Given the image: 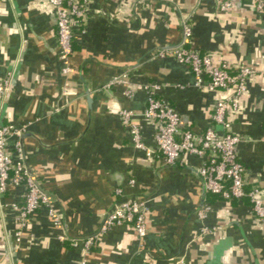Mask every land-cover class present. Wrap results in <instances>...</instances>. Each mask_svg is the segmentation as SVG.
<instances>
[{
	"label": "crops",
	"instance_id": "0c3cea01",
	"mask_svg": "<svg viewBox=\"0 0 264 264\" xmlns=\"http://www.w3.org/2000/svg\"><path fill=\"white\" fill-rule=\"evenodd\" d=\"M85 1L84 19L73 31L70 70L64 73L52 5L0 0V80H10L0 102V125L30 123L20 139L24 162L49 195L65 237L58 241L60 231L40 209L16 243V212L9 205L21 201L23 190L11 186L0 195V264H264V224L249 202L213 195L206 201L197 174L201 159L184 155L167 165L156 152L155 129L143 116L147 89L156 86L154 94L178 113L181 128L200 134L212 124L214 104L224 93L194 87L186 66L158 56L181 43L182 25L189 24L190 45L200 54L219 55L232 74L240 67L257 71L228 119L239 138L247 188L259 187L264 199L259 0H233L228 13L217 11L219 0ZM120 76L127 84L105 87ZM120 110L132 112L150 154L133 146ZM7 150L14 155L13 141ZM125 199L146 203V235L118 226L86 250L84 241ZM202 202L211 210L199 220ZM203 226L210 232L200 235Z\"/></svg>",
	"mask_w": 264,
	"mask_h": 264
},
{
	"label": "built area",
	"instance_id": "2783aa9c",
	"mask_svg": "<svg viewBox=\"0 0 264 264\" xmlns=\"http://www.w3.org/2000/svg\"><path fill=\"white\" fill-rule=\"evenodd\" d=\"M54 8L56 38L58 45V60L64 65L62 72L70 70L68 59L72 53V38L74 29L80 27L86 10V1L77 0H47ZM141 2H155L162 0H138ZM233 8V0H219L217 11L228 13ZM256 9H264V1L256 3ZM182 41L175 47L161 49L158 56L172 57L178 63L186 66L194 76L193 86L209 92L220 91L224 95L218 98L211 113L212 124L202 133L194 134L181 128L180 117L167 103L158 99L151 86L148 91L147 107L144 118L154 127V141L156 152L167 165H174L182 156L190 155L201 159L197 170L205 194L219 196L226 201L247 199L255 218L264 224V199L262 191L257 186L246 189L244 166L239 160L237 145L239 138L230 132L228 115L239 110V100L247 90L248 80L255 77L257 71L240 67L232 74L227 63L217 54H200L191 47V26L182 25ZM127 84L126 77L120 76L110 80L105 87ZM10 86L8 78L0 80V102L4 100ZM149 88V87H148ZM181 89L185 88L180 86ZM125 94L131 97V91ZM119 116L123 126L127 129L135 148L150 151L146 148L141 137V127L132 122L133 114L128 110H120ZM30 123L15 126L13 124L0 125V195L5 194L9 187L18 186L23 192L20 202H12L9 206L16 212L17 229L14 240L19 243L22 230L27 226L31 216L43 209L52 225L60 231L57 239L64 242L62 222L55 211L50 198L41 191L27 172L24 162L20 139ZM13 141L14 155L7 150L8 143ZM133 185L134 181L130 180ZM120 189H115V196H119ZM211 210L209 204L204 203L197 211V218L203 220ZM146 203L142 200L125 199L117 202L99 223L96 233L84 241V248L90 249L96 239L114 227L130 225L137 235H146L145 214ZM203 226L200 235L209 233Z\"/></svg>",
	"mask_w": 264,
	"mask_h": 264
},
{
	"label": "water",
	"instance_id": "95a60500",
	"mask_svg": "<svg viewBox=\"0 0 264 264\" xmlns=\"http://www.w3.org/2000/svg\"><path fill=\"white\" fill-rule=\"evenodd\" d=\"M88 102L90 103V99L88 98ZM25 134H23L22 135V137L24 136ZM22 137H21V139H22ZM27 172H28V174L36 181V179H35V177H34V175H33V173H31L29 170H28V168H27ZM47 196H49V195H47ZM204 196H205V191H204V188H203V198H204ZM201 204H203V202L201 203ZM202 206V205H201ZM200 206V207H201Z\"/></svg>",
	"mask_w": 264,
	"mask_h": 264
},
{
	"label": "trees",
	"instance_id": "16d2710c",
	"mask_svg": "<svg viewBox=\"0 0 264 264\" xmlns=\"http://www.w3.org/2000/svg\"><path fill=\"white\" fill-rule=\"evenodd\" d=\"M158 98V97H157ZM159 99V98H158ZM246 189H248L247 188V186H246ZM210 195L209 194H206V201H207V197H209ZM214 196V195H213ZM215 197H217V198H219V199H221L219 196H215ZM247 200V199H246Z\"/></svg>",
	"mask_w": 264,
	"mask_h": 264
}]
</instances>
